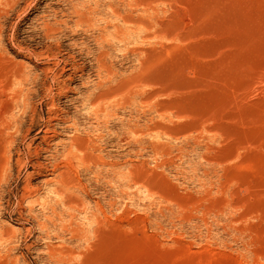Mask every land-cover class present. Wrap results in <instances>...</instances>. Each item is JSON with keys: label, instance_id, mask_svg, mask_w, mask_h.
<instances>
[{"label": "rangeland", "instance_id": "obj_1", "mask_svg": "<svg viewBox=\"0 0 264 264\" xmlns=\"http://www.w3.org/2000/svg\"><path fill=\"white\" fill-rule=\"evenodd\" d=\"M0 264H264V0H0Z\"/></svg>", "mask_w": 264, "mask_h": 264}, {"label": "bare ground", "instance_id": "obj_2", "mask_svg": "<svg viewBox=\"0 0 264 264\" xmlns=\"http://www.w3.org/2000/svg\"><path fill=\"white\" fill-rule=\"evenodd\" d=\"M116 15V14H115ZM121 16V15H120ZM116 18V17H115ZM123 22V21H122ZM132 22V21H131ZM124 86V85H123ZM93 98V97H92ZM100 100V99H99ZM90 101V100H89ZM48 128V127H47ZM69 142V141H68ZM86 142V141H85ZM90 142V141H89ZM80 146V145H79ZM71 148H73V147H71ZM91 150V149H90ZM92 153V152H91ZM83 157V156H82ZM106 166V165H105ZM65 171V170H64ZM58 185V184H57ZM56 188H58V186L56 187ZM60 190V189H59ZM71 191V190H70ZM61 197V196H60ZM67 200V199H66Z\"/></svg>", "mask_w": 264, "mask_h": 264}]
</instances>
